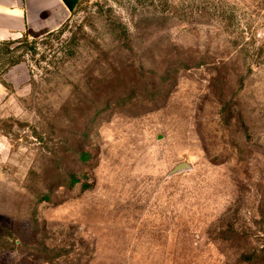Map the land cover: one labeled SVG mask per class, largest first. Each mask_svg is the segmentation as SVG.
<instances>
[{
	"label": "rangeland",
	"instance_id": "obj_1",
	"mask_svg": "<svg viewBox=\"0 0 264 264\" xmlns=\"http://www.w3.org/2000/svg\"><path fill=\"white\" fill-rule=\"evenodd\" d=\"M263 27L264 0H80L1 42L0 264H264Z\"/></svg>",
	"mask_w": 264,
	"mask_h": 264
},
{
	"label": "crops",
	"instance_id": "obj_2",
	"mask_svg": "<svg viewBox=\"0 0 264 264\" xmlns=\"http://www.w3.org/2000/svg\"><path fill=\"white\" fill-rule=\"evenodd\" d=\"M70 14L62 0H0V42L45 37L59 30ZM260 35L264 41V27Z\"/></svg>",
	"mask_w": 264,
	"mask_h": 264
},
{
	"label": "water",
	"instance_id": "obj_3",
	"mask_svg": "<svg viewBox=\"0 0 264 264\" xmlns=\"http://www.w3.org/2000/svg\"><path fill=\"white\" fill-rule=\"evenodd\" d=\"M62 1L65 3L66 7L68 8V10L70 12H73L75 10L77 4L80 2V0H62ZM184 167H186V165L177 166L175 168V172L179 171L180 169H182Z\"/></svg>",
	"mask_w": 264,
	"mask_h": 264
},
{
	"label": "trees",
	"instance_id": "obj_4",
	"mask_svg": "<svg viewBox=\"0 0 264 264\" xmlns=\"http://www.w3.org/2000/svg\"><path fill=\"white\" fill-rule=\"evenodd\" d=\"M0 44H2V43L0 42ZM6 45H9V44H6ZM0 52H1V56H0V72H1V70H3V68L9 64V63L5 62V61L9 60V57L7 56L8 55L7 49L1 50ZM255 259H257V257H255ZM255 259H252V260H255ZM45 262H50V260L45 259Z\"/></svg>",
	"mask_w": 264,
	"mask_h": 264
}]
</instances>
